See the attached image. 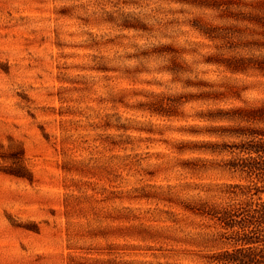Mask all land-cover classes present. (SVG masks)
<instances>
[{
	"label": "rangeland",
	"instance_id": "374dc122",
	"mask_svg": "<svg viewBox=\"0 0 264 264\" xmlns=\"http://www.w3.org/2000/svg\"><path fill=\"white\" fill-rule=\"evenodd\" d=\"M0 264H264V0H0Z\"/></svg>",
	"mask_w": 264,
	"mask_h": 264
}]
</instances>
